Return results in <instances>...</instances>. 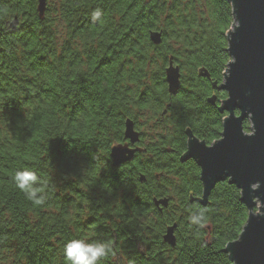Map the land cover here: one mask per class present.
<instances>
[{
	"label": "trees",
	"instance_id": "1",
	"mask_svg": "<svg viewBox=\"0 0 264 264\" xmlns=\"http://www.w3.org/2000/svg\"><path fill=\"white\" fill-rule=\"evenodd\" d=\"M46 1L41 19L37 0H0V264H68L63 246L74 238L111 241L117 256L103 264H232L223 248L249 215L240 191L225 179L203 201L200 169L182 158L188 133L206 144L221 137L226 92L212 81L222 83L230 60L224 34L232 5ZM96 9L102 15L93 21ZM151 30L162 32L161 44L150 41ZM170 58L180 68L176 96L164 77ZM143 110L162 131L145 145L142 133L143 151L112 166L110 148L125 141V119L140 128ZM22 168L36 173L44 205L15 186ZM161 197L167 207L154 205ZM201 209L207 224L190 226L189 215ZM172 223L171 247L162 236Z\"/></svg>",
	"mask_w": 264,
	"mask_h": 264
},
{
	"label": "water",
	"instance_id": "2",
	"mask_svg": "<svg viewBox=\"0 0 264 264\" xmlns=\"http://www.w3.org/2000/svg\"><path fill=\"white\" fill-rule=\"evenodd\" d=\"M37 1V13L43 19L47 1ZM228 2L232 5L233 17L232 29L226 34L230 60L222 71V83L216 85L214 81L212 84L226 92L218 109L228 115L222 120L221 137L211 144L188 133L187 150L182 158H192L200 169L203 201L219 181L226 179L239 189L249 215L238 239L230 241L223 250L232 264H264V0ZM18 22L17 16L11 19L8 24L11 31L17 30ZM149 38L152 43L161 44L162 32L151 30ZM167 65L165 81L168 92L175 95L180 86V68L174 65L172 58ZM198 74L208 76L204 68H200ZM208 99L214 103L215 95ZM247 120L250 122L248 132L243 128ZM123 125L125 141L110 148L114 167L131 161L136 152L143 151L140 146H134L141 136L133 119H125ZM144 180L145 176L140 174L139 181ZM257 183L259 188H251ZM168 201L167 197L153 198L157 207H167ZM175 227L176 223L167 226L162 236L171 247L176 244Z\"/></svg>",
	"mask_w": 264,
	"mask_h": 264
},
{
	"label": "clouds",
	"instance_id": "3",
	"mask_svg": "<svg viewBox=\"0 0 264 264\" xmlns=\"http://www.w3.org/2000/svg\"><path fill=\"white\" fill-rule=\"evenodd\" d=\"M101 15V10L96 9L92 12L91 19L97 21ZM13 180L15 186L24 193L34 206L44 205L45 198L38 195V189L36 188L38 177L33 170L28 168L18 169L14 173ZM251 188H259V183L251 185ZM188 221L190 226L203 228L208 222L206 210L201 209L193 212L189 215ZM63 255L68 264H103L109 258H115L117 252L111 241H88L74 238L65 242Z\"/></svg>",
	"mask_w": 264,
	"mask_h": 264
},
{
	"label": "rangeland",
	"instance_id": "4",
	"mask_svg": "<svg viewBox=\"0 0 264 264\" xmlns=\"http://www.w3.org/2000/svg\"><path fill=\"white\" fill-rule=\"evenodd\" d=\"M233 24V21H232ZM232 24L229 27V30H231L232 28ZM217 30L215 31L216 34H219L221 32L220 28H216ZM220 30V31H219ZM228 30V31H229ZM225 32L224 36L226 38V34L227 32ZM220 41V40H219ZM223 43V40H221L218 44V46H221V44ZM177 62H175L176 64ZM224 71V70H223ZM220 85V84H219ZM221 92H223L222 90H219ZM225 92V91H224ZM136 113V112H135ZM136 116L138 117V122L141 124V127L139 128V131L142 133H145V138H144V142L143 145L148 144L151 139H154L156 134L160 133L162 131V127H153L155 124V121L153 122V119H151V114L148 110H143V112H139L136 113ZM151 119V120H150ZM153 123V124H152ZM249 131V130H248ZM158 173V171L156 172V174ZM261 207V204L258 202L257 203V208ZM257 210V209H256ZM260 213V212H259Z\"/></svg>",
	"mask_w": 264,
	"mask_h": 264
},
{
	"label": "flooded vegetation",
	"instance_id": "5",
	"mask_svg": "<svg viewBox=\"0 0 264 264\" xmlns=\"http://www.w3.org/2000/svg\"><path fill=\"white\" fill-rule=\"evenodd\" d=\"M200 76H204V75H200ZM204 77H206V78H209L208 76H204ZM212 83H213V81H212ZM180 85H181V81H180ZM179 90H180V86H179ZM178 90V91H179ZM178 91H177V93H178ZM214 94V93H213ZM177 94H175V95H173V96H176ZM165 110V109H164ZM166 112V111H165ZM165 114L166 113H162V114H160V115H158V120H159V122H161L162 120H163V118H164V116H165ZM134 121V120H133ZM134 125H135V123H134ZM135 128L139 131V128L137 127V125H135ZM139 133H140V136H141V132L139 131ZM142 137V136H141ZM140 142H141V139H140V141L138 142V143H136V144H134V146H140ZM197 165V164H196Z\"/></svg>",
	"mask_w": 264,
	"mask_h": 264
},
{
	"label": "built area",
	"instance_id": "6",
	"mask_svg": "<svg viewBox=\"0 0 264 264\" xmlns=\"http://www.w3.org/2000/svg\"><path fill=\"white\" fill-rule=\"evenodd\" d=\"M255 212H257V211H255Z\"/></svg>",
	"mask_w": 264,
	"mask_h": 264
}]
</instances>
